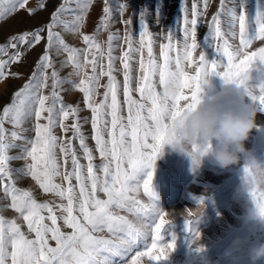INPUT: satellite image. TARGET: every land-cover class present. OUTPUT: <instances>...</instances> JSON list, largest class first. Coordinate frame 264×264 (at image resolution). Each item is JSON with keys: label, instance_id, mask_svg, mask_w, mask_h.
<instances>
[{"label": "snow or ice", "instance_id": "snow-or-ice-1", "mask_svg": "<svg viewBox=\"0 0 264 264\" xmlns=\"http://www.w3.org/2000/svg\"><path fill=\"white\" fill-rule=\"evenodd\" d=\"M67 2L65 0V4L52 14L51 23L46 29L37 28L32 32L13 35L7 44L0 45V54L6 55L9 47L17 50L9 59H0L2 81L8 76H20L19 73L6 71L12 64L21 61L23 53L18 46L35 47L44 39L43 33L47 32L45 52L39 58L36 70L29 81L14 93L11 103L0 114V185L3 198L10 199V204L0 206V213L10 208L18 214V218L13 219L0 214V264H118L116 258L123 264L126 254L140 244H143L144 250L136 251L131 264H141L143 257H147L148 264H159L175 249L176 237L173 234L168 242H162L171 221L167 219V213L155 203L152 186L155 161L165 145L174 144L175 122L185 112L196 107L203 85L211 76H219L226 85L234 84L244 89L258 110L264 111V84L258 89L248 85L249 70L257 61L264 62V46L249 51L253 42L264 41V0H256L251 12L247 0H227V3L226 0H219L220 8L212 16L209 34L204 38L205 43L220 56L219 60L214 61H209L203 50L199 51L198 57L194 55L201 48L197 28L204 15L199 10L198 0L191 4V18L189 9L181 5L183 27L179 31L182 32V39L175 38L171 27L159 34L150 31L148 11L145 9L138 17L139 40L134 39L130 27L132 19L122 20L124 35L110 32L106 50L94 36L86 34H82L86 45L84 49L69 47L60 33L53 31L55 27L63 26L66 30L79 33L93 0H76L79 12L75 14L71 26L60 18L62 13L68 11ZM28 3L29 0H0V19L23 9L32 15L37 9L27 8ZM104 5V17L100 23L103 28L110 29L113 9L109 0H104ZM38 7L43 8L44 4L40 3ZM203 7L206 11L209 0H204ZM126 8V4L118 5L121 17ZM155 15L154 24L159 26L162 20L159 8H155ZM222 16H226L223 22L227 25L226 30L222 28ZM157 35L162 40L159 44L161 60L154 55ZM209 37L215 41L214 44L209 43ZM227 37H238V45L234 47ZM53 47L57 55L61 51L68 53V60L61 62V66L71 64L74 69L72 74L80 77L78 82L60 78L50 55ZM117 48L122 52L120 57L114 55ZM134 54L140 55V75L135 89L132 87L131 63ZM105 55L106 70L103 65ZM117 59L122 63L126 117L122 115L118 98L120 83L113 74L117 71ZM89 66L91 75L87 71ZM48 69H52L50 76ZM104 76L108 79L107 84L103 85V100L97 103L95 97ZM169 78L177 82V92L162 99L158 89ZM49 80L52 91L50 95H44L42 90L49 87ZM64 83H72L75 89L83 93L84 104L91 110L92 139L103 161L99 166L102 175L97 173L93 150L87 145V137L82 131L79 105L66 104L57 91ZM134 91L139 93V100L134 98ZM50 100L51 103H48ZM33 117L35 137L28 138L21 133L29 130L23 125ZM69 119L73 120L70 126L67 124ZM6 122L12 125L11 131L5 128ZM83 123H88L87 117L83 118ZM57 126L65 133V137L54 134ZM68 132L72 133L71 137L66 136ZM18 140L23 143H15ZM73 140H79L83 158L88 161L86 166L80 163ZM13 148H19L20 154L10 156L9 152ZM57 149L60 157H63V163L57 155ZM205 152L206 149L193 145L191 158L194 166L200 163L199 157ZM13 160H24L25 166L13 169L10 167ZM69 162L71 170L67 168ZM145 169L152 171L141 180L138 174ZM257 169L264 170V165L257 162L249 165L246 162L245 180L256 174ZM25 177H31L43 193L58 197L61 203L38 202L32 190L17 187V180ZM57 178L67 182V186L57 183ZM97 193H103L107 198L101 199ZM141 193L146 200L138 198ZM249 194L264 214V185ZM65 200L66 203H63ZM199 204L203 205L202 198ZM56 209L60 211V216H57ZM116 209L126 210L134 220L116 214ZM17 219L26 223L27 233L22 231ZM59 220L71 232L62 231ZM46 221H50V224ZM197 222L198 217L186 219V230L192 234L193 240L199 236L195 227ZM105 231L108 236L96 235ZM30 234H34V238H30ZM50 240L55 241L54 247Z\"/></svg>", "mask_w": 264, "mask_h": 264}, {"label": "rangeland", "instance_id": "rangeland-1", "mask_svg": "<svg viewBox=\"0 0 264 264\" xmlns=\"http://www.w3.org/2000/svg\"><path fill=\"white\" fill-rule=\"evenodd\" d=\"M193 2H197V0H109L113 9L112 21L110 29H105L100 23L104 17V0H93L85 15L84 24L79 33L71 31L70 29L66 30L63 26H57L53 31L59 32L69 47L84 49L86 45L83 42L82 34H86L94 36L97 42L106 50V41L110 32H118L123 36L125 26L121 21L129 18L133 21L130 27L133 31L134 39L138 41L139 13L147 9L150 31L159 34L171 27L174 31L175 38L182 39V32L179 31V29L183 27L181 5L183 4L189 9V18H191V4ZM255 2L256 0H247L249 12L254 9ZM40 3L44 4L43 8L38 7ZM121 3L127 5L123 17L119 14L118 9V5ZM63 4H65V0H29L27 8L37 9L32 15H29L28 11L23 9L18 10L8 17L0 19V45L7 44L9 38L13 35H18L25 31L32 32L37 28L46 29V26L51 23L52 14ZM198 6L199 10L204 12V15L200 18L197 28V39L201 44V48L198 49L194 55L198 57L199 51L203 50L209 61L219 60V54L216 53L213 47L205 43L204 40L209 34L211 18L220 8L219 0H209V7L206 11H204L203 7L204 0H198ZM228 6L230 7L231 4L229 3ZM66 7L68 11L62 13L60 18L71 26L74 23L75 14L79 12L76 0H68ZM155 8L161 10L162 20L159 26H155L154 24L156 20ZM221 20L222 28L226 30L227 25L223 23L226 21V16H222ZM43 36L44 39L35 47L28 48L27 45L18 46L19 51L23 53L21 61L12 64L6 71L19 73L20 76H8L7 79L0 81V114H2V109L11 103L14 93L20 90L23 85L29 81L33 72L36 70L35 66L41 55L45 52L47 43L46 31L43 33ZM227 38L229 39V43L234 47L238 45V37L236 39H232L231 37ZM155 39L154 55L158 60H161L159 56V44L162 42L161 36L157 35ZM118 43L123 44L122 41ZM209 43L214 44L215 41H212L209 37ZM262 46H264V41H255L249 51H256ZM124 48L126 50V45H124ZM15 51L17 50L9 47L6 55L0 54V59H9ZM50 55L61 79L75 82L79 81L80 77L72 74L74 69L71 64L64 67L61 66V62L68 60V53L61 51L59 55H57L56 48L53 47L50 51ZM114 55L120 57L122 55L121 50L117 48ZM144 58H147L146 49ZM80 59L83 61V55H81ZM89 59H91V56H89ZM139 59L140 55L134 54L133 60L131 61L133 69V89L136 88L137 77L140 75ZM103 65L106 70V55L103 60ZM115 68L117 71L113 74L120 83L118 98L121 101L122 115L126 117L127 108L124 104L123 71L120 59L115 61ZM99 70L98 68L97 71L99 72ZM187 70L192 71V69ZM47 71L50 76L52 69H48ZM87 71L89 75L92 74L90 66L87 68ZM107 79V76H104L100 80L101 87L98 89V94L95 97L97 103L103 100V93L105 91L103 85L107 84ZM208 79L211 81L214 91L218 92L229 86L226 85L219 76L214 75ZM48 83L49 87L42 90V94L44 95H50L52 91L51 80H49ZM261 84H264V62L257 61L249 70L248 85L253 89H258ZM57 91L66 104L72 106L79 105L80 122L83 125L82 131L87 137V145L93 150V163L97 165V173L102 175L99 166L103 161L99 153L95 150V141L92 139V113L84 104L83 93L75 89L72 83L62 84L57 88ZM133 96L137 100L140 99L139 93L135 91L133 92ZM247 99L249 102H252L250 97H247ZM48 103H51V100ZM85 117L88 118V123H83V118ZM106 118L110 119V117ZM72 122L73 120L69 119L67 124L70 126ZM256 122L257 127L252 130L249 138L244 142V146L251 152L257 163L264 165V111L258 110ZM34 124V117L27 120L23 128L29 130L21 134L28 138H34ZM5 128L11 131L12 125L6 122ZM54 134L58 137H65V133L59 126L54 129ZM66 136L71 137L72 133L68 132ZM15 143L22 144L23 141L18 140L15 141ZM73 146L77 151L80 163L86 166L88 161L83 158V152L79 147V140H73ZM19 154V148H13L9 152L10 156H17ZM57 155L61 163H63V157H60L59 149H57ZM25 163L24 160H13L10 162V167L13 169H21L25 166ZM245 163L246 161L242 155L238 163L230 165L228 168H221L216 165L209 156H204L200 163L194 166L190 156L181 154L170 144L164 146L162 154L155 161L152 186L155 192L156 205L167 213V219L171 221L168 226V231L164 233V240L162 242H168L174 234L176 237V246L170 256L160 261L159 264H252L249 257V248L256 243L264 242V223L251 220L247 215L248 209L253 206V200L250 194L244 190ZM67 168L71 170L70 162ZM150 171H152V169H145L140 172L138 174L139 179L142 180ZM15 178L14 176V179ZM56 182L64 183L65 187L67 186V182H63L60 178H57ZM75 183V180H73L74 185ZM17 187L24 190H32L38 202L47 201L52 202L54 205L61 203L58 197L43 193L31 177L18 179ZM76 192L78 195V187L76 188ZM97 195L101 199L107 198L103 193H97ZM138 198L146 200V197H144L142 193ZM201 198L203 199L204 211L198 217V222L195 225L199 236L193 240L192 234L186 230V219H195L198 216L196 210L198 207L202 208L199 204ZM63 203H66V200L63 201ZM5 204H10V199L5 200L3 198L2 185H0V206ZM114 211L118 215H125L128 216L129 219L134 220L132 214L128 213L126 210L116 209ZM189 213H191V216ZM0 214L7 219L18 218V214L10 208ZM44 214L47 215L46 212ZM56 214L57 216L61 215L58 209H56ZM17 222L21 224L22 231L27 233L26 223L22 219H17ZM46 223L50 224V221H46ZM58 224L62 231L71 232V229L63 225L62 220H59ZM96 235L108 236V233L105 231L103 233H96ZM30 238H34V234H30ZM49 242L53 247L55 246V241L50 240ZM150 242L149 240L148 243L150 244ZM143 250V244L135 247L131 252L126 254L123 264H131L132 257L135 255L136 251ZM116 259L118 264H120L119 258ZM141 264H148L147 257L141 258ZM261 264H264V261H262Z\"/></svg>", "mask_w": 264, "mask_h": 264}, {"label": "clouds", "instance_id": "clouds-1", "mask_svg": "<svg viewBox=\"0 0 264 264\" xmlns=\"http://www.w3.org/2000/svg\"><path fill=\"white\" fill-rule=\"evenodd\" d=\"M227 85L229 86L217 92L211 81L207 80L196 107L185 112L175 122V142L170 145L190 157L193 145L206 149L205 154L199 157L200 161L204 156H209L221 168L238 163L242 155L249 165H255L256 160L245 148L244 142L257 127L258 108L248 101L244 89L234 84ZM176 92L177 82L171 78L159 90L162 99L171 97ZM261 185H264V170L257 169L256 174L245 180L244 190L250 193ZM196 211L199 217L204 211L203 205ZM247 215L251 220L264 223V214L254 201ZM249 257L252 264H261L264 261V242L252 245Z\"/></svg>", "mask_w": 264, "mask_h": 264}, {"label": "bare ground", "instance_id": "bare-ground-1", "mask_svg": "<svg viewBox=\"0 0 264 264\" xmlns=\"http://www.w3.org/2000/svg\"><path fill=\"white\" fill-rule=\"evenodd\" d=\"M145 52V51H144Z\"/></svg>", "mask_w": 264, "mask_h": 264}]
</instances>
